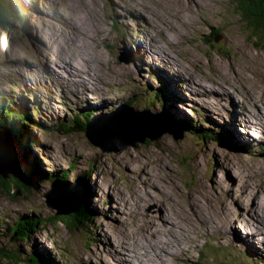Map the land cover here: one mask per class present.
Wrapping results in <instances>:
<instances>
[{
  "label": "rangeland",
  "instance_id": "1",
  "mask_svg": "<svg viewBox=\"0 0 264 264\" xmlns=\"http://www.w3.org/2000/svg\"><path fill=\"white\" fill-rule=\"evenodd\" d=\"M15 1L27 17L15 18L10 29L0 26V94L20 97L10 111L19 100L29 105L36 95L48 106L42 112L47 123L74 118L80 110L71 102L90 109L80 114L108 117L113 103V109L124 105L129 87L147 83L155 91L166 83L173 92L165 101L170 110L154 97V113L178 123L192 120L198 128L219 124L234 133L204 141L190 133L175 139L166 132L154 141L104 152L77 129H35L37 147L30 153L46 171L68 172L73 182L83 179L88 191L81 196H87L95 222L82 229L48 222L56 212L47 196L55 180L15 196L4 189L0 218L12 222L31 209L48 218L25 247L32 246L31 239L37 250L45 252L46 246L44 255L56 264H223L222 259L238 264L249 261L240 253L243 248L264 256V113L255 101L264 100V30L254 37V27L234 0ZM152 32L160 57L151 51L140 68L129 65L121 47L131 55L134 45L151 42ZM85 45L103 55L97 71L87 58L68 55ZM174 61L186 64L188 72ZM202 78L208 90L199 87ZM27 83L35 84L34 90ZM40 87L48 93L40 94ZM33 117L40 123L38 112ZM91 162L96 167L88 179ZM55 187L59 192L51 194L65 190L62 183ZM24 262L11 256L1 263L30 264Z\"/></svg>",
  "mask_w": 264,
  "mask_h": 264
},
{
  "label": "trees",
  "instance_id": "2",
  "mask_svg": "<svg viewBox=\"0 0 264 264\" xmlns=\"http://www.w3.org/2000/svg\"><path fill=\"white\" fill-rule=\"evenodd\" d=\"M234 1L237 5H239L240 10L244 13V16L249 21V24L254 27L255 34H253V36L257 37L259 35V30H264V0ZM20 8L23 11V6L15 0H0V26L10 29L13 27L12 21H15V18H25L27 16L26 13L25 15H21ZM255 23L258 24L254 25ZM259 38L260 37H258V39ZM157 95L159 96L161 93ZM16 98L20 99L19 96L11 93H5V95L0 94V131L6 132L9 137H12L19 142L21 149L24 151L25 155L27 154L30 184L32 186H34V184L40 185L44 181L53 180L56 176L62 179L67 178L69 176L68 172H60L58 170L56 172H49L44 170L38 156L36 157L34 154L30 153L33 152L34 147H37L34 145L35 141L33 139V137L36 138V135L34 134L35 129H42L44 127V116L42 115L43 109L38 102L39 97L36 96L34 101L29 105H26V107L23 103H21V100H19L16 106L17 109L10 111ZM34 111L38 112V114L42 116V118L39 117L40 123L35 122V118L33 117ZM90 117H92V115L87 116L86 113L75 114V117L71 120H64V123H60L58 131L63 130L65 132H69L74 129L84 131V120H89ZM206 139L207 138H204V140ZM19 140H22L23 143L21 144V141ZM183 158V162L188 160L187 155ZM75 167L76 162L73 161L71 169H75ZM95 167L96 163L91 162L89 166L90 171L88 173V179H91L90 174L91 172L93 173ZM0 191H5L2 189V184H0ZM6 191L15 196V194L28 192L31 191V189L28 188V191L27 189H20L19 191L6 189ZM84 201L85 202L82 203L80 208L74 212H70L69 214L59 215L55 212L52 218H47L48 222H61L69 229H82L83 227L89 228L90 224L95 222V211L88 204L87 196L84 197ZM47 219L42 217V213H38L33 209L25 214H21L17 220H13L12 222H7L1 218L0 264H2V260H6V257L11 256L17 257L19 262L27 260L30 264H56L55 259L52 258L51 255H44L47 248H45V252L37 250V246L33 241L31 244L32 246H30L29 249L25 247V244L30 240L31 233H36L43 225L45 226L48 223ZM11 246L15 248V252L10 251V248H12ZM223 262L225 263V261Z\"/></svg>",
  "mask_w": 264,
  "mask_h": 264
},
{
  "label": "water",
  "instance_id": "3",
  "mask_svg": "<svg viewBox=\"0 0 264 264\" xmlns=\"http://www.w3.org/2000/svg\"><path fill=\"white\" fill-rule=\"evenodd\" d=\"M83 125V124H82ZM158 125V126H156ZM160 125V126H159ZM84 132L89 141L99 146L104 152H118L128 146H135L137 142L157 140L159 135L172 133L175 139L182 138L176 133L178 127L170 123L165 115L155 114L147 110L123 108L114 110L108 117L103 115L85 121ZM160 127V128H158ZM158 134V136H155ZM28 160L19 142L0 131V184L2 189L19 191L32 188L28 172ZM83 179L76 181L61 180L52 183L51 191L60 190L58 183H62L65 190L54 195L48 192V202L56 209V214L64 215L76 211L83 203Z\"/></svg>",
  "mask_w": 264,
  "mask_h": 264
},
{
  "label": "bare ground",
  "instance_id": "4",
  "mask_svg": "<svg viewBox=\"0 0 264 264\" xmlns=\"http://www.w3.org/2000/svg\"><path fill=\"white\" fill-rule=\"evenodd\" d=\"M150 16L153 18V19H155L156 17L153 15V13H151L150 12ZM150 29V28H149ZM78 31H79V34H80V36L82 37V36H84L85 37V35H86V32L83 30V29H81V28H78ZM151 34H153V37H152V39H151V42H152V44H153V46H157V43H156V41H155V39L156 38H154V33L152 32ZM170 37V36H169ZM159 40L161 41V42H164L165 44H167V42H165L164 41V39L163 38H159ZM168 45V44H167ZM168 47L170 48V46L168 45ZM73 48H75V47H73ZM76 49V48H75ZM68 55L70 56V57H73V58H77V57H79V56H81V57H84V58H87L89 61H90V66H91V68H93L95 71H97L98 70V65L103 61V55H102V53L97 49V48H95V47H88L87 45H85V46H83V47H78L77 48V50H68ZM96 62H98V64L96 65ZM173 64H175L176 66H178L179 65V67H181L182 69H184L185 71H187L188 72V70L186 69V64H184V63H182V62H180V61H174L173 62ZM100 66H102V65H99V67ZM69 81L66 77L65 78H63V81ZM211 81H214L217 85L216 86H218V81H219V79H216V78H212V79H210ZM187 83H189V84H191V82L189 81V79L187 80ZM193 83H194V80H193ZM178 85V83H175V86H177ZM194 85L195 86H197L198 87V85L197 84H195L194 83ZM202 85V86H201ZM204 86H205V90H208V88H206V87H208V86H210V85H204V78H202V81L200 82V85H199V87L201 88V89H204ZM101 90V88L100 87H98L96 90H94V92L96 93V91H100ZM223 90V89H222ZM209 91H210V93H214V90L212 89V88H209ZM99 95V94H98ZM229 98H230V96H228ZM232 97V96H231ZM252 98V97H251ZM253 99V98H252ZM251 100V99H250ZM255 100V99H254ZM256 102H258V101H260V102H258V105L260 106V111H258L259 113H264V110L262 109V106H263V108H264V100H255ZM121 109H123V106L122 107H120ZM112 111V110H111ZM26 158H27V156H26ZM28 160V159H27ZM172 237V236H171ZM229 237L230 238H232V236L231 235H229ZM238 245L239 246H241V244L240 243H238ZM185 246V245H184ZM186 248H187V246H186Z\"/></svg>",
  "mask_w": 264,
  "mask_h": 264
}]
</instances>
